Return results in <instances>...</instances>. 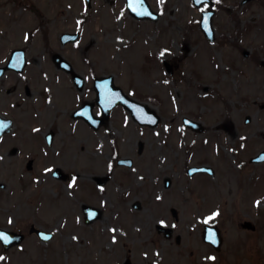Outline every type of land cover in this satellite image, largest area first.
Wrapping results in <instances>:
<instances>
[{"label":"rangeland","instance_id":"374dc122","mask_svg":"<svg viewBox=\"0 0 264 264\" xmlns=\"http://www.w3.org/2000/svg\"><path fill=\"white\" fill-rule=\"evenodd\" d=\"M146 1L159 14L156 21L134 19L125 0H91L88 9L80 0H59L64 15L53 19L38 12L48 0H0V59L8 46L19 45L34 61L44 31L52 35L79 26L75 46L65 49L78 69L112 75L126 94L160 118L150 128L123 116L92 133L96 144L83 155L90 157L87 171L104 173L115 156L129 157L133 164L123 173L114 168L101 216L90 225L83 223L80 204L72 202L65 185L38 183L13 205L0 195V225L11 217L16 229H6L24 234L19 245L8 250L0 245V264H123L126 259L130 264H187L190 250L197 252L198 258L191 257L197 264H264V164L248 162L264 150V0H212L213 42L198 27L208 5ZM183 117L201 123L204 131L185 128ZM199 165L210 166L214 176L185 174ZM164 178L171 181L168 189ZM165 195L188 200L176 222ZM134 200L141 209L131 207ZM216 209L219 215L205 220ZM162 220L182 234L185 251L157 234L155 225ZM239 220L251 221L256 229L240 230ZM216 221L224 234L218 254L200 236L204 223ZM30 224L53 238L40 241ZM210 253H215L213 261L207 259Z\"/></svg>","mask_w":264,"mask_h":264},{"label":"flooded vegetation","instance_id":"af4514ba","mask_svg":"<svg viewBox=\"0 0 264 264\" xmlns=\"http://www.w3.org/2000/svg\"><path fill=\"white\" fill-rule=\"evenodd\" d=\"M80 3L85 9L91 6L86 0H80ZM61 4L59 0L42 2L38 6L40 9L38 12L43 15L42 18L46 14L53 15L52 19L56 18L59 14L64 15ZM84 16L85 14H81L82 18ZM80 31L79 26L76 30L64 29L52 35L51 32L44 31L40 55L34 61L27 58V49L19 45L8 46L6 54L0 59V195L5 194V199L13 205L19 198L22 199V194L32 192L39 184L47 182L68 187L75 176L76 183L69 188L68 196L73 199L72 202L76 200L80 204L82 221L86 224V221L93 223L91 220L95 216L100 218L103 201L106 199V183L110 176H114L111 174L114 168H119L122 173L123 169H127L123 168L119 161L128 159L130 166L133 164L129 157L115 156L114 164H109L104 173L95 174L87 171L91 164L90 157H87L89 156L87 148L96 144L91 138L92 133H99L118 120L123 121V116L133 119L122 105H114L113 95L110 97L111 104H103L101 99L98 101V89L105 91L110 89L112 93H117L112 87L95 84L96 79L106 77L105 73L96 75L91 74L88 69L79 70L75 60L67 56L68 50L65 49L69 45L75 46ZM74 37L76 41L72 42L71 39ZM13 51H17L13 56L15 59H11ZM19 56L24 58L17 60ZM112 81L118 86L114 78ZM142 148L143 144L139 142L138 153L142 152ZM45 168H49L50 171L45 172ZM186 170L187 168L184 171L188 176ZM119 173L120 171L117 175ZM195 176L206 177L209 174L196 173L189 177ZM164 179L162 186L168 189L171 181L166 184ZM118 180L120 181V177ZM57 189L58 187L55 190ZM164 198L167 211L176 222L178 213L184 210L188 200L180 196L165 195ZM61 201L65 202L64 198ZM91 202L98 204L97 207ZM118 202L121 204L122 198H118ZM171 202H174L175 206H172ZM91 207L97 209L98 214L91 215L93 212L89 211ZM131 207L137 210L141 209L142 205L140 201L134 200ZM172 211L175 212V216ZM122 212L118 215L120 219ZM243 221L239 220L236 225L245 231L246 229L242 227ZM16 224L18 222L12 220V223L0 225V229L18 232L6 229H16ZM212 224L221 230L217 221ZM164 226L172 229V236L167 240L173 241L178 247L181 245L185 251L186 245L182 243V234L175 232L173 224ZM31 227L30 224L29 229ZM156 232L166 239L164 233H159L157 229ZM221 235L224 238L222 230ZM223 238L220 249L205 245L218 254L222 249ZM213 254L215 255L207 254L209 261H213L209 258L213 257ZM196 255H198L196 251L190 250L186 255L187 264H197L196 259L194 262L191 260L193 259L191 257Z\"/></svg>","mask_w":264,"mask_h":264},{"label":"water","instance_id":"95a60500","mask_svg":"<svg viewBox=\"0 0 264 264\" xmlns=\"http://www.w3.org/2000/svg\"><path fill=\"white\" fill-rule=\"evenodd\" d=\"M89 2V0H87ZM193 4L195 6H199L200 4L202 3H208V4H212V2L210 0H200L199 3H197V0H192ZM126 8L128 10V12L133 16L135 17L136 19H152V20H156L158 18V15L153 12L148 3L146 2V0H144V8L147 9V12H144L143 9H141L140 11H133L131 7H129V0H126ZM151 13V14H149ZM213 11L212 10H208V11H204L202 12L201 14V19H200V29L202 30V32L204 33L205 37L209 40V41H213L214 39V30L212 28V16H213ZM207 16V26H205V22H204V17ZM71 40H74V38H72ZM17 52H13L12 53V57L16 54ZM22 57L23 56H19L18 58H16L17 60H22ZM11 59H15V57L11 58ZM167 69H169L170 71V66L165 63ZM105 78L103 79H97L95 80V84L96 85H105V82L106 83V86L107 87H112L114 90H116V92L119 94L118 96L116 95H113L115 101H114V104H121L123 105L125 108H127L132 117L137 120L140 124H147V125H150V126H154L158 123V116L155 114V112L153 110H150L146 105L144 104H141L133 99H130L128 98L127 96H125L121 89L115 87L112 83V77L109 76L107 77V79L105 80ZM105 90H98L97 91V95H98V98L102 100L104 94H105ZM119 97H123V99H120ZM149 117H153V119H149ZM250 118L249 116H245V119H244V122L247 123L249 122ZM184 123L186 125H189L191 127H195L197 129V131H200L201 130V127L199 126L198 123H194L192 121H189L188 119H184ZM199 127V128H197ZM264 160V151H261L256 157L252 158L250 161L251 162H260V161H263ZM123 162H126V161H123ZM129 165V163H128ZM203 170H206L204 168H198V169H190V171L188 172H191V171H203ZM245 226L247 227H250V223H246ZM213 230L215 231L216 229L214 228H209V227H205L204 229V232H203V238L204 240H208V241H211L208 239V234H211L213 232ZM5 231V230H4ZM31 231H34L37 235H39L40 237H42L40 235V233H42L43 231H40V230H36V229H33ZM8 232V231H7ZM216 232V231H215ZM44 233V232H43ZM168 233V232H167ZM8 234L10 236L13 237V239L8 243V244H5L2 242V245H3V248L4 249H8L9 247L13 246V245H17L19 244L22 239H23V235H19V234H16V233H13V232H8ZM168 235V234H167ZM45 240V239H44ZM47 240V239H46ZM127 264V263H126Z\"/></svg>","mask_w":264,"mask_h":264},{"label":"snow or ice","instance_id":"6c2138e0","mask_svg":"<svg viewBox=\"0 0 264 264\" xmlns=\"http://www.w3.org/2000/svg\"><path fill=\"white\" fill-rule=\"evenodd\" d=\"M199 2H200V0H197V3H199ZM129 7H131L133 11H140L141 9H143L144 12H147V9L144 8V0H129ZM205 7H207V5H205ZM149 14H151V13H149ZM117 18H119V17H117ZM204 22H205V26H207V16L204 17ZM165 51H168V50L165 49ZM163 54L164 53L162 52L161 55H163ZM106 83L107 82H105V86H106ZM112 95L118 96L119 94L118 93H112L110 89H107L105 94H104V96H103V98H102V100H101V103H103V104H111L112 101H111L110 97ZM119 98L123 99V97H119ZM149 119H153L154 120L153 117H149ZM165 127L167 128V125H165ZM44 171L48 172V171H50V169L49 168H45ZM75 183H76V177L73 176L72 181L69 183L68 187L69 188L73 187L75 185ZM256 203L259 204L260 201L257 200ZM91 215H95V212L94 211L91 212ZM218 215H219V209H216V210L212 211L209 214L208 217H205V220H210V219H212V218H214V217H216ZM8 222L12 223V218L11 217L8 218ZM160 223H164V221L162 220V221H160ZM112 231L115 232L116 229L113 228ZM40 235L44 239H48V236H49V234H46V233H43V232L40 233ZM73 238L76 239V237H73ZM12 239H13V237L10 236L7 231L0 230V241H3V243L8 244ZM112 239L116 240V236H113ZM208 239L215 243L214 235H210L208 237ZM209 258L210 259H215V257H209ZM2 259H4V257L0 256V260H2Z\"/></svg>","mask_w":264,"mask_h":264}]
</instances>
